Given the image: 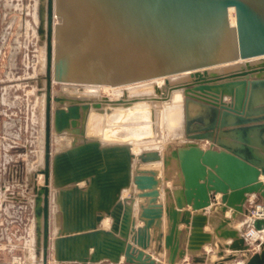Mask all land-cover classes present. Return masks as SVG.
<instances>
[{"label": "water", "instance_id": "water-1", "mask_svg": "<svg viewBox=\"0 0 264 264\" xmlns=\"http://www.w3.org/2000/svg\"><path fill=\"white\" fill-rule=\"evenodd\" d=\"M261 56L264 0H46L43 156L34 173L42 183L32 186L40 263L47 264L54 228L57 264L120 257L127 264H180L185 258L193 264H264V241L246 240V227L234 225L253 208L250 196L264 206V159L245 146H216L213 138V130L225 126L223 118L216 126L220 110L236 116L234 131L258 129L264 143V114L243 117L250 93L264 87ZM237 60L245 61L218 67ZM183 72L184 80L154 86L155 95L123 91L114 100L81 101L50 91L53 83L119 86ZM172 90L204 102L210 116L198 119L199 130L163 138L159 150L134 155L125 139L101 144L100 134L88 129L92 111L164 101ZM51 129L73 135L55 153ZM202 139L209 141L206 147ZM105 218L109 226L102 229ZM259 223L264 220L252 226ZM253 245L258 249L251 252Z\"/></svg>", "mask_w": 264, "mask_h": 264}, {"label": "rangeland", "instance_id": "rangeland-1", "mask_svg": "<svg viewBox=\"0 0 264 264\" xmlns=\"http://www.w3.org/2000/svg\"><path fill=\"white\" fill-rule=\"evenodd\" d=\"M45 6L46 0H0V190L1 182H7L6 191L10 197L9 201L5 199V202L12 203L10 208L12 217L5 230L6 235L4 237L0 235V264H41L38 235L35 230L36 219L31 208L33 195L31 184L42 182V176L37 174L34 177V173L42 167L43 156ZM53 22L57 24V19L54 18ZM50 91L53 96L67 97L69 96L66 93L82 92L63 89L60 83H53ZM99 93L101 96L110 97L109 92L100 90ZM151 94L155 95L153 91ZM142 95L148 93L135 94V96ZM70 97L79 99L80 96L70 95ZM185 97L182 100L180 117L175 116L173 120L174 124H180L176 129H171L165 124L162 109V103L165 101L147 103L143 99L133 106L137 111L140 108L145 109L140 112L148 111L147 119L125 116L121 120L112 122L109 120L110 115L100 120L98 115L92 118L91 125L95 122V126L90 132L101 135L103 130L104 133L111 131L113 134L107 133L110 137L106 142L119 143L121 139L128 138V141L131 140L142 150L145 149L144 145L160 144L167 132L171 134L173 131L176 137L185 136L186 132L191 133L203 127V123L198 120L200 117L208 121L210 116L204 102ZM85 99L80 100L87 101ZM56 105L59 104L51 102L52 107ZM191 105L192 107L197 105L198 108L190 110ZM176 110L173 107L168 109L170 113ZM133 112L131 115L134 114ZM114 113L115 111H112L108 114ZM95 114L97 115V112ZM143 125L150 127L147 134H127L128 137L116 135ZM57 135L58 133L51 129V151L57 149L58 144L62 147L66 144V140L62 141L65 139L64 135ZM259 141L261 143V140ZM199 143L205 147L209 141L202 139ZM19 197L21 199L17 204L16 200ZM2 217L6 215L0 208V218ZM54 239L51 230L47 264H57L54 258ZM88 252H92L91 247ZM185 263L193 264L188 258L180 264ZM60 264H118V262L100 259L96 262L68 261Z\"/></svg>", "mask_w": 264, "mask_h": 264}, {"label": "bare ground", "instance_id": "bare-ground-1", "mask_svg": "<svg viewBox=\"0 0 264 264\" xmlns=\"http://www.w3.org/2000/svg\"><path fill=\"white\" fill-rule=\"evenodd\" d=\"M227 19H228V22H229L230 26H235V18H234V10H233V8H228ZM53 24H54V22H53ZM53 27H54V25H53ZM261 57L264 58V56H261ZM258 58L259 57L252 58L249 61H253L254 59H258ZM244 61L245 60L232 61V62H228L226 64H222V66H218V67H222V68H226V69L227 68H233V67L237 66L239 63H243ZM187 75H188V72H183V73H179V74L170 75V76H167L165 78L159 77V78H154V79H150V80H146V81L126 84V85H119V86L103 85V84H101V85H99V84H84V83H77V82H63V83H61V86H62L63 89H70V90H75V91L81 90L82 91L81 93H66V94H68L69 97H70V95L71 96H76V97H78V96L82 97V98L79 97V100L80 99H85V98H86L85 100H88V99L96 100L99 96H101L100 93H99L100 90L104 91V92H109L110 97L111 96H113V97L115 96L114 98H110V97L107 96L109 99L114 100V99H117L118 97H120V95H122L123 91H126L131 96L135 95V94H139V93L141 94L143 92H146V93H148V95H150L151 92L153 91V87L154 86L162 88L163 83H164V79H167L169 83H174V82L186 79ZM262 90H264V87L255 89L253 93L256 95V97H258L257 95H259L262 92ZM184 96H186V95L183 94L181 92V90H172L170 92L169 96H168L169 98L167 100H164L165 103H162V109L164 110L163 111V117H164L165 124H167V126L169 128H171V129H176L178 127V125H180V124H174L173 120H175V116H177V118L180 117V114H181L180 113L181 112L180 109H182L181 106H182V100H183ZM65 97H67V96H65ZM185 98L187 99V96ZM172 107L177 109V110L175 112H171L170 113L168 111V109H170ZM197 108H198L197 105H194L193 107H192V105L190 106V110H194V109H197ZM140 110H145V109L140 108L137 111V110H135L134 106L128 107V108L117 107V108H110V111H115L114 114H107V112L104 111V113H102V114L97 113V115H96L95 112L92 111L90 117L91 118H95V117H97L99 115L98 116V120H100V118L105 119L106 116L110 115L109 116V120L112 121V122H115L117 120H121L125 116H126V118H130L131 116L132 117L136 116L135 118H138V119H147L148 118L147 109H146L147 112H145V111H141L140 112ZM132 112L134 113L133 115H131ZM94 123L95 122H93V124L91 126L92 128H93V126H95ZM131 129H133V128H131ZM134 129L137 130V131L133 132V133H125V132L121 133L120 132V134H116V135H118V136H126L127 134L128 135L129 134H131V135L140 134L141 135V134H147L150 131V127L145 126V125H143L141 127H138V128H134ZM127 130H129V129H127ZM108 132H109V134H113V132L111 133V131H108ZM65 133L66 132L63 131V132L59 133L57 136L64 135ZM107 133H104V130L102 131V134L100 135L101 136L100 137L101 141H103V142L107 141V138L110 137V136L107 135ZM169 133L167 132V134L164 137H162V138L176 137V135H174L175 133L173 131H172L171 134H169ZM65 143H66L65 145L68 144L67 140H66ZM160 144L159 143L156 144V145L155 144L154 145L147 144V145H144L143 147L145 149H151L152 147H155V148H157L159 150L161 148ZM132 147H138L140 149V151L142 150L140 148V146H138L136 144H133ZM62 148H64V147H62ZM62 148L59 149L57 147V150H61ZM133 151L136 152V151H138V149L134 148ZM132 210L134 212V205H133ZM249 217L250 216H246L244 218V220H243V223L242 222H236L234 224L235 227L240 228L242 225L245 226V224H244L245 220L252 221L251 218H249ZM102 224H103V226H102ZM108 226H109L108 218L103 219L101 224H100V227L102 229H107ZM261 227H262V228H260L261 230L257 229V232H255L254 229L251 228L250 229L251 230V232H250L251 236L250 237H252V235L254 233L255 234H259L258 232H261V231L264 232V223H262ZM252 232H254V233H252ZM242 234H243V232H242ZM253 237H255V236H253Z\"/></svg>", "mask_w": 264, "mask_h": 264}, {"label": "crops", "instance_id": "crops-1", "mask_svg": "<svg viewBox=\"0 0 264 264\" xmlns=\"http://www.w3.org/2000/svg\"><path fill=\"white\" fill-rule=\"evenodd\" d=\"M258 97H256V95L254 93H250V103H249V109L247 110L246 108V113L243 115V117H246V118H249V117H257V116H260L264 114V90H262V92L257 95ZM115 97V96H114ZM114 97H110V98H114ZM222 99L226 102L230 101V96L227 95V94H224L222 96ZM247 111L249 112L247 114ZM221 113V114H220ZM136 116H133L132 118H135ZM236 116L231 113V112H227L225 114L222 115V112H218V117L216 118V126H218V123L220 122L221 118H223V121L225 123V126L223 128H215L213 130V138L216 140V143L215 145L217 146V144H223L225 146H228V147H247L250 152L255 155V156H259L261 158L264 159V143H260V135H259V130L258 129H242L240 128L239 131H234L232 128V124L236 121L235 118ZM131 118V117H130ZM91 121H92V118L90 117L89 118V131H91L92 129V125H91ZM260 122H263L264 120H259ZM252 122H248L247 124H242L241 126H244V125H251ZM85 126H86V122H85ZM137 130L135 129H129V130H126L125 133H133V132H136ZM66 133L64 134V138L65 139H62L63 140H67V142L69 140L72 139V134L65 131ZM86 136V135H85ZM128 137V135H126ZM261 137L264 139V133L261 134ZM62 138V137H61ZM88 139V137H86ZM77 140L78 141H81V138L79 136H77ZM126 142L128 145H129V148H130V151L134 154V155H137L138 152L140 151V149L138 147H132V145L134 144V142H132L131 140L128 141V138L125 139ZM100 143L101 144H113V143H109V142H103L99 139ZM120 143V142H119ZM62 145L61 144H58V148L61 147ZM65 148V145L63 146ZM67 147V145H66ZM206 147V146H205ZM134 148H137L138 151H133ZM60 149V148H59ZM63 149V148H62ZM158 150L157 148L155 147H152L151 149H143V150ZM57 149H54L51 151V153H55ZM59 151V150H57ZM142 151V150H141ZM42 162V161H41ZM134 162V159L132 160V163ZM260 179H264V176H260ZM7 182H1V190H5V191H1L0 194L2 195V199L0 200V208H1V211L2 213H5L6 217H2L0 218V235L1 237H4L5 234V230L7 229V226L9 225V222H10V218L12 217V215H10V208H11V205L12 203L10 202H5L6 200L9 199V193L8 191H6L8 189V186L6 185ZM42 182L39 181V183H37V185L41 184ZM5 184V185H4ZM34 183H32L31 185L33 186ZM79 186H82L84 185L83 183H79L78 184ZM5 192V193H4ZM127 195V190H123L122 191V194H121V197H126ZM34 195H32V211L34 209ZM6 199V200H5ZM20 197L17 198V204H18V201H20ZM250 200L252 202H256V201H259V199H257V197L255 196H250ZM9 201V200H8ZM35 217V216H34ZM36 219V218H35ZM109 220V219H108ZM36 222V221H35ZM236 223V222H235ZM234 223V224H235ZM244 224H245V227H250L252 226V221L250 220H245L244 221ZM262 223H259L258 224V228L257 229H260L262 228L261 227ZM103 226V224H102ZM207 230V228H205ZM53 231V233L55 232V229L52 228L51 229ZM261 230V229H260ZM254 233V232H252ZM260 233H263V231H261ZM253 236H257V234H253L251 238H255ZM257 245H253L251 246L250 248V251L253 252V251H257ZM242 262L239 260L237 261V264H241ZM118 264H127V263H124L122 261V257L119 259L118 261Z\"/></svg>", "mask_w": 264, "mask_h": 264}, {"label": "built area", "instance_id": "built-area-1", "mask_svg": "<svg viewBox=\"0 0 264 264\" xmlns=\"http://www.w3.org/2000/svg\"><path fill=\"white\" fill-rule=\"evenodd\" d=\"M248 216H250L249 218H251L252 221L256 219L264 220V206L260 201L253 202V208L249 210ZM251 228L254 229L255 232H257V229L254 228L253 226L247 227L243 232V236L245 237L246 240H249L251 238L250 237ZM258 233H259L258 236H256L252 241L254 240L264 241V234L260 232Z\"/></svg>", "mask_w": 264, "mask_h": 264}]
</instances>
